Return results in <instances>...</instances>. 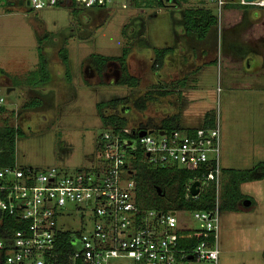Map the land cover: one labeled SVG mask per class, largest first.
I'll list each match as a JSON object with an SVG mask.
<instances>
[{
  "label": "rangeland",
  "instance_id": "1",
  "mask_svg": "<svg viewBox=\"0 0 264 264\" xmlns=\"http://www.w3.org/2000/svg\"><path fill=\"white\" fill-rule=\"evenodd\" d=\"M240 1L227 0L221 13L207 0H189L178 6L173 0L165 6L155 0H115L107 8L77 13L69 7L32 11L4 5L0 9V98L7 114L0 115V127H15L24 133L16 142L15 164L22 169L57 168L74 174L92 168L96 161L98 141L105 132L102 116L129 110L125 115L129 129L147 121L157 123L153 105L146 113L134 109V100L158 90L153 87L157 80L151 68L155 49L174 47L181 37H189L185 10L212 9L218 24L204 44L211 64L193 80L201 82L200 87L188 94L179 110L185 126L198 124L206 111L214 113L220 128L221 169L251 171V180L240 190L257 207L249 212L221 211L219 264H264V168L259 167L264 163V95L251 84L230 88L261 73L248 60L253 48L264 51V7L242 6ZM129 43L141 85H118L117 62H111L99 78L92 55L119 57ZM65 48L68 67L59 57ZM40 50L53 74L48 91L23 85L38 70ZM194 97L199 100L190 103ZM117 99H126L118 110L107 106ZM35 100L41 105L28 109ZM99 104L105 106L99 109ZM185 220L184 226L196 227L191 215ZM70 226L79 229L77 216ZM108 264L132 263L115 259Z\"/></svg>",
  "mask_w": 264,
  "mask_h": 264
},
{
  "label": "built area",
  "instance_id": "2",
  "mask_svg": "<svg viewBox=\"0 0 264 264\" xmlns=\"http://www.w3.org/2000/svg\"><path fill=\"white\" fill-rule=\"evenodd\" d=\"M21 1L23 7L41 11L107 8L115 0H0V9ZM207 1L219 13L228 3ZM240 3L246 5L243 0ZM257 5L264 7V0ZM4 104L0 98V108ZM141 131L146 135L141 137ZM132 133L136 138L125 136ZM138 156L154 167L198 171L188 197L198 198L214 183V209L164 213L142 207L133 165ZM221 174L218 124L193 133L108 128L100 136L92 168L74 174L57 168L0 166L2 264H108L115 259L132 264H219ZM195 182L199 194L192 196ZM186 215L193 217L196 227L184 226ZM76 216L77 230L70 226ZM183 231H201L212 240L184 250L179 246Z\"/></svg>",
  "mask_w": 264,
  "mask_h": 264
},
{
  "label": "trees",
  "instance_id": "3",
  "mask_svg": "<svg viewBox=\"0 0 264 264\" xmlns=\"http://www.w3.org/2000/svg\"><path fill=\"white\" fill-rule=\"evenodd\" d=\"M154 1V0H151ZM160 6H165L166 2H172V0H155ZM175 4H187L189 0H173ZM240 5H242L240 3ZM172 6V5H171ZM239 6V5H238ZM237 6V7H238ZM246 6V5H242ZM78 10H74L77 13ZM184 22L186 33L189 35H196L199 40H204L212 27L218 24V17H216L212 9L204 8H188L184 12ZM131 44L129 43L124 47L122 55L119 57H106L101 55H92L94 61V66L96 67V73L99 78L104 77L108 65L111 62H117L119 70V78L117 80L118 85L128 86L130 88H137L140 85V79L132 76L128 69L127 60L131 53ZM174 52V48H162L155 49V57L152 63V70L158 73L163 65L165 58ZM40 62L38 65V70L27 76L24 84L26 87H36L40 88L48 84L51 81V74L48 67L47 57L44 55L43 51L39 52ZM59 57L62 62L68 67V51L67 49H62L59 52ZM67 75L69 71L67 69ZM70 77H68V80ZM179 85L182 87L185 85V80H180ZM165 89V88H161ZM159 95L167 96L168 92H161ZM154 93L146 92L144 95L140 96L137 100H134V109L144 113L150 102L153 101ZM126 99H117L110 101L107 106L113 109L120 108ZM131 103V102H130ZM41 105V102L33 101L28 104V109L36 108ZM105 105L99 104L98 108L102 109ZM118 110V109H117ZM5 111L4 107L0 108V113ZM129 111V110H128ZM112 114L107 116H102V122L105 130L111 128L115 131H120L122 129L128 128V120L126 114ZM118 112V111H117ZM180 115H173L171 117L162 120L160 125L141 124L138 128L145 130H152L154 133L157 131H165L167 133H172L174 131H187L193 133L199 128H214L216 126V117L214 113H208L205 116L204 124L199 128L186 129L179 125ZM137 130V128H134ZM132 129L134 132L135 130ZM24 136L21 129L1 126L0 127V166H15V152H16V142L17 139ZM130 138H136V135L130 134L125 135ZM142 156H138L135 161H133L134 168L137 172L136 174V184L138 201L147 209H152L161 212H170L178 210H187L188 212L205 211L209 212L214 209L217 200L216 184L211 183L206 189L202 191L198 198L188 197V188L192 180L199 176V172L174 166L171 168H159L148 164L143 161ZM259 167L264 168V163ZM264 177V171L262 172V178ZM250 170H234V169H222L221 182H220V209L221 211L236 212L238 211L239 203L246 197L241 192L240 186L243 183L249 182L251 180ZM160 190L158 193L157 190ZM68 238V236H66ZM212 237L201 231H183L179 234V246L184 250H191L197 244L203 241H210ZM2 258L0 257V264H2Z\"/></svg>",
  "mask_w": 264,
  "mask_h": 264
},
{
  "label": "crops",
  "instance_id": "4",
  "mask_svg": "<svg viewBox=\"0 0 264 264\" xmlns=\"http://www.w3.org/2000/svg\"><path fill=\"white\" fill-rule=\"evenodd\" d=\"M8 7L9 9L17 8L14 5H8ZM77 10H83V9H77ZM228 11L231 12L234 10H228ZM191 38H194V35H189L188 38L181 37L176 42L175 46L172 47L174 48V52L165 58L162 69L158 73L154 74L156 76L157 81L153 83L154 85L153 87L154 88L158 87V90H152V92L154 93V98L153 101L150 102L148 105V106L153 105L157 113V117H153V118H157L156 119L157 123H155L154 125H160L162 120L165 118L171 117L173 115H180V122H179L180 127L186 129L199 128L204 124L205 116L208 113H211L209 111L204 112L203 113L204 116H201L202 120L199 121V123L196 124L195 126H189V125L185 126L182 124V116H181L182 114L180 113L179 110L181 109L180 106L183 102H185V100H187L188 94H191L193 91H198L201 82L194 83L193 80L196 81L201 71L205 69L207 65L211 64V61L209 60L210 53H208L206 47H204V44H206L208 36H206L204 40H199L195 38L191 39ZM253 49L254 50H252L253 51L252 54L249 55L250 59L248 61L254 62L252 66L253 67L257 66L256 71L259 72L261 71V73L257 74L255 77L251 76L252 78L249 79L250 81L246 80L248 79V77L244 78L243 80H239V83L232 84L230 88L242 89L243 85L251 84L254 86V88H256V90L261 91L264 95V51L262 52L258 48L256 49V47ZM134 58H135V51L132 49L127 60L128 69L132 76H135L138 79H140V85H141L142 76H140L136 71L133 70ZM152 60H154V58ZM50 74L52 79L49 83H52L53 74L51 71ZM118 78H119V74L117 76V79ZM183 79L185 80V85L182 87L181 85H179V81ZM49 83L46 84L47 86L44 85L41 86L40 88L43 90L45 89V91H48L50 87ZM162 87L165 89H161ZM163 91L168 92V95L167 96L159 95ZM195 98L196 97L189 98L190 103H194L199 100L198 98L196 99ZM261 106H263L264 108V98ZM146 111L144 113H146ZM6 114H7L6 110L3 113H0V115H6ZM141 124L146 125V124H151V122L147 121L144 123H140V125ZM245 197L246 198L239 203L238 211L236 212H249L254 210L255 207H257L256 204L252 202L248 196L245 195Z\"/></svg>",
  "mask_w": 264,
  "mask_h": 264
},
{
  "label": "water",
  "instance_id": "5",
  "mask_svg": "<svg viewBox=\"0 0 264 264\" xmlns=\"http://www.w3.org/2000/svg\"><path fill=\"white\" fill-rule=\"evenodd\" d=\"M244 1V4L246 5H257L261 0H243ZM255 1H258L257 4H255L254 2ZM17 6L19 7H23L24 6V3L21 1L17 4ZM26 6H29V2L26 3ZM141 137L142 136H145L146 135V132L144 131H141L140 134H139ZM199 183L198 182H195L194 184H192L191 188H190V192H191V195L192 196H197L199 194ZM158 193H160V190L158 189L157 190Z\"/></svg>",
  "mask_w": 264,
  "mask_h": 264
},
{
  "label": "flooded vegetation",
  "instance_id": "6",
  "mask_svg": "<svg viewBox=\"0 0 264 264\" xmlns=\"http://www.w3.org/2000/svg\"><path fill=\"white\" fill-rule=\"evenodd\" d=\"M256 3L255 4H257L258 3V1H255ZM109 67V66H108ZM138 129V128H137ZM135 130V129H134Z\"/></svg>",
  "mask_w": 264,
  "mask_h": 264
},
{
  "label": "bare ground",
  "instance_id": "7",
  "mask_svg": "<svg viewBox=\"0 0 264 264\" xmlns=\"http://www.w3.org/2000/svg\"><path fill=\"white\" fill-rule=\"evenodd\" d=\"M254 3H256V2H254Z\"/></svg>",
  "mask_w": 264,
  "mask_h": 264
}]
</instances>
